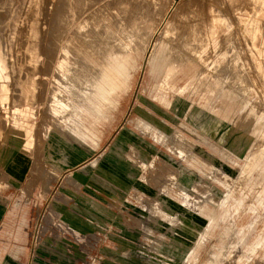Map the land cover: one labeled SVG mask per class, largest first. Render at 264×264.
<instances>
[{
    "label": "rangeland",
    "instance_id": "1",
    "mask_svg": "<svg viewBox=\"0 0 264 264\" xmlns=\"http://www.w3.org/2000/svg\"><path fill=\"white\" fill-rule=\"evenodd\" d=\"M54 1L0 0V243L7 252L22 253L16 264H264V0H179L178 9H187L179 27L223 11L227 18L214 17L213 24L223 21L229 40L221 46L213 43L208 66L199 63L192 69V85L169 78L170 70L178 68L175 54L166 58L170 63L157 80L139 59L130 87L101 119L91 110L59 108V97L52 93L56 87L80 107L77 95L52 82L48 59L53 53ZM137 1L124 6L149 9L150 0ZM172 2L155 0L154 13L164 14ZM198 2L207 12H200ZM124 14L119 23H124ZM213 35L216 41L218 33ZM143 99L165 111L166 116L159 115L168 122V134L188 120L195 133L180 129L192 138L191 145L140 135L133 118ZM250 105L257 106L255 115ZM73 127L76 133L69 131ZM130 147L139 150L141 159L134 158ZM96 154L102 155L93 167L116 157L126 160L132 167L129 178L112 180L95 168L79 169ZM67 174L73 183L70 176V183L65 180Z\"/></svg>",
    "mask_w": 264,
    "mask_h": 264
},
{
    "label": "bare ground",
    "instance_id": "2",
    "mask_svg": "<svg viewBox=\"0 0 264 264\" xmlns=\"http://www.w3.org/2000/svg\"><path fill=\"white\" fill-rule=\"evenodd\" d=\"M128 1L118 0V1H116L117 6L114 5V3H115L114 0H64V1H59V2H58V0H55L53 2L54 7H53V11L51 12L50 19H51V23L53 22V25H51V26H53L52 32H54V33L52 34V32L50 31L51 30L50 28H49L50 30L48 29L53 36V39H52V37L50 38V40H53V43H51L52 45H50L52 47L53 53L50 54V56H52V57L51 58L49 57V59H48V60H50V59L52 60V64L50 63L52 65L51 70H50L51 75H53L52 76V82H54L58 86L59 85L63 86L62 88H64L65 90H67L71 94H74L75 96L77 95V97L76 98L74 97V98L80 106L77 108L75 106V104L70 99L63 97V93L58 88H56V87L54 88V86H53V88H54L52 90L53 95H57L59 97L57 100V104L60 105V107L58 106L59 108H68L69 107L70 109L74 108L75 110H78V111L81 109L85 110V111L91 110L90 112H91V114H93V116L95 118H98V117L100 119L106 118L108 116L107 112H108L109 107L111 105H113L115 100L118 99L121 95H123V93L126 92L127 89L130 87L131 82H132V77H133L132 71L138 69L140 66L139 59L140 60L143 59V67L145 68V71H147V73L148 72L151 73L153 78L157 80L158 78H160L162 76L163 66L167 65V63H170V60H168L166 62V58H168V56H170L172 54L173 55L175 54L178 58V61H175L174 63L177 64L178 68H176V69L174 68L175 70L174 69L170 70V72L168 73L169 78L172 80L173 79H179V80L185 79V80H188L189 85H192V81L194 80V75L191 73V71L199 63L202 65L208 66L207 63L210 62V52L212 50L213 43L216 42L218 46H221L224 41L226 42V39H227V41L229 40L228 38L225 37L226 34L224 33V29H223V25H224L223 21L225 20V18H227L226 16H224L227 14L224 13V15H223V11H222V14L221 13L216 14L217 18L214 16L213 13H211L210 15L207 14V16L200 17V18L197 16L198 18L191 19L190 22L188 23L187 27L185 25V27H184L185 29H182L181 27H179L181 25V23L179 25V20L187 12V9L185 10L183 8V10L186 11L185 13L182 10H180L181 8L178 9V7L180 6V5L178 6L179 0H173L172 4L170 5V7L167 9V11L164 14H162L163 12L161 13V8H160L159 12L162 15H159V16H158V13L157 14L154 13L155 0H150V1L148 0L149 2L147 1L148 4H150V5H148V6H150L149 9H144L145 6H143V5L138 7V8L136 7L138 5H136V6L130 5V8H126V5L124 6V4L128 3ZM130 1L132 2V0H130ZM140 1H137V2L140 3ZM200 1L202 2V0H200ZM214 1H216V0H214ZM214 1H213V3H215ZM242 1H244V0H242ZM189 2H191V1H189ZM194 2H196V1H194ZM201 2L200 3L198 2L200 7L202 6V5H200ZM226 2H227V0H226ZM37 3H40V2H37ZM53 3H52V5H53ZM143 3H144V1H143ZM145 3H146V1H145ZM179 3H181V2H179ZM184 3L185 2H183V5H184ZM216 3H218V2H216ZM216 3H215V5H217ZM129 4H130V2H129ZM192 4H194V3L191 2V6H193ZM198 4H196V5H198ZM218 4L220 6V4H222V3L219 2ZM144 5H146V4H144ZM164 5H163L162 10H164V8H165ZM206 5H208V4L206 3ZM148 6H147V8H148ZM263 6H264V4H263ZM134 7H136L135 8L136 10L134 9V11H133L132 9ZM156 7H155V12H156ZM187 7H188V5H187ZM225 7H226V3H225ZM37 8H39V7H37ZM48 8H49V6H48ZM189 8L191 9V7H189ZM195 8H197V7H195ZM40 9H42V6ZM125 9H127V10L129 9L128 10L129 14L126 13V15L128 14L127 16H125V14H124ZM213 9H216V8H213ZM223 9L225 10V8H223ZM256 9H257V7H256ZM33 10L35 11V9H33ZM46 10L48 11L47 8H46ZM130 10L132 12H137V13H132V12L130 13ZM202 10L205 11L206 9L202 8L200 10V12ZM194 11H193V13H194ZM190 12H191V10L189 11V13ZM206 12H207V10H206ZM189 13H187V15ZM122 14H124V16H125L124 17L125 20H124L123 24H122V22L119 23L120 17L122 18V16H123ZM202 14H204V12ZM35 15L33 14L32 16H35ZM197 15H199V14H197ZM233 16H235V15H233ZM39 17H41V16L39 15ZM214 17L218 20L224 19L222 21L223 24L219 23L217 25H214L213 24ZM41 18H39V19H41ZM251 18H253V17H251ZM43 19H45V18H43ZM50 19H49V22H50ZM35 20H36V18H35ZM185 20H187V19H185ZM234 20H235V18H234ZM236 20H237V17H236ZM122 21H123V19H122ZM188 21H186V22H188ZM227 22H229V21H227ZM248 22H250V21H248ZM37 23L39 25L41 24L40 22H38V20H37ZM51 23H49V24H51ZM257 23H258V21H257ZM262 23H264V22H262ZM32 25H33V23H32ZM60 25L63 27L62 28L63 31L61 32V33H63V35L60 33V30H61ZM255 25H257V24H255ZM261 25L262 24H260V26ZM26 26H28V25H26ZM247 26H249V25H247ZM258 26H259V24H258ZM237 28H238V26H237ZM38 29L40 30V26L38 27ZM29 30H30V27H29ZM261 30H259V31H261ZM220 31H221V33H220ZM249 31L253 32L252 29ZM14 32L15 31H13V33ZM31 33H33V32H31ZM178 33H179V35H178ZM215 33L216 34L218 33V39H216V41L212 37V36H214L213 34H215ZM261 34L263 35L262 31H261ZM22 35H24V34H22ZM177 35H178V37H177ZM31 36H32V34H31ZM228 37L231 38L230 35ZM251 39H252V37H251ZM241 40H242V38H241ZM22 42H23V40H22ZM261 42H262V44H260V45L262 47V46H264V37L262 38ZM34 43H35V41H34ZM243 44H244V42H243ZM260 45H259V47H260ZM22 47H24V46H22ZM29 47H31V46H29ZM34 47L36 48V45ZM227 47L229 48V46H227ZM233 47H235V46L233 45ZM250 47H251V45H250ZM261 47L258 48L259 51H260ZM228 48L226 50L230 51V49H228ZM48 49H50V47ZM253 49L256 50L255 48H253ZM262 49H264V48H262ZM249 50H247V51H249ZM232 53H235V51ZM34 54H36V53H34ZM258 54H259V52H258ZM261 54L263 55V52ZM32 56H35V55H32ZM244 56H246V55H244ZM253 56H254V54H253ZM247 57H248V55L246 56V58ZM32 58H34V57H32ZM255 59H256V56H255ZM229 60H230V58H229ZM231 60H232V58H231ZM33 61H34V59H33ZM248 61H249V58H248ZM250 62H251V60H250ZM236 63H237V65L240 64V62L239 63L236 62ZM252 63H253V61H252ZM225 64H226V62L224 63V65ZM230 64H232L231 61H230ZM255 64H257V63H255ZM252 65L253 64H251L250 68L253 67V70H254V66H252ZM220 66H221V64H220ZM225 66H226L225 68H227V65H225ZM240 66H241V64H240ZM261 67L264 68V65H262ZM46 68H44V69H46ZM243 68L244 67H242V69ZM250 68H248V69H250ZM40 69H42V68H40ZM215 70H216V68H215ZM239 70H241V69H239ZM239 70L237 72H239ZM256 70L258 71V69H256ZM256 70H255L256 74L259 75ZM222 71L223 70H221V73H220V71L218 73L223 75L224 71L223 72ZM226 71L227 70H225V72ZM251 71H252V69H251ZM181 74H182V76H181ZM229 74L231 75V72ZM245 76H246V74H245ZM254 76H255V74H254ZM261 76H262V78H264V74L261 73ZM231 77H233V76H229V82H230ZM240 77L241 76H239V78ZM237 78H238V75H237ZM31 79H32V77H31ZM33 81H34V79H33ZM237 81H238V79H237ZM244 81H246L244 83V84H246L249 80L247 81L245 79ZM261 81H263V80L261 79ZM255 82L257 83V80ZM244 84H243V86H245ZM248 86H251V85H248ZM262 86L263 85L261 84V88H262ZM28 88H29V86H28ZM2 89H4V88H2ZM179 89H180V87H179ZM231 90H234V89L231 88ZM42 92H44L43 89H42ZM15 95H14V97H15ZM37 96H39V95H37ZM254 105L249 106V110H250L252 115L256 114L255 113V107H257V106H254ZM140 108L141 109L138 112L139 115H135V118H133L135 121V125L140 128L139 129L141 131L140 135H143V136L149 135L150 137L153 138L154 141H160L163 143H166L167 141H179L180 140V142L182 144L191 145L192 138L185 135V133L183 132V130H186L189 134L193 135L195 133V128H193L192 124L188 120H186L187 121L186 123L180 122L177 125H174L172 127V129H170V132L168 134V133H166V126H167L168 122L164 118H161L159 115V114H162V115L166 116V114L164 113L165 111L163 112V110L160 109V107L154 105L152 102H150L148 100L145 101L144 99H143V103L140 105ZM157 109H159V110H157ZM178 114L186 117V114L184 112H179V113L177 112V115ZM170 122H172V123L177 122V120L172 119ZM180 127L183 130H181ZM73 128L74 129L69 128V131L71 133H76L75 129L77 127H73ZM76 131H77V129H76ZM55 138L57 141H60V142L62 141L58 134L55 135ZM200 138L203 139L204 137L201 135ZM130 151H131V153L135 154V156H134L135 159H137V160L141 159V157H139V150L135 149V147H130ZM177 153L181 154L182 149L178 148ZM97 154L88 163H86V161H85V163L82 164L81 167L79 166V169H81V170L92 169L93 165H95L94 163H95V160L97 159V157L101 156L103 153L100 155H97ZM164 157L169 159L168 155H166ZM161 164H162V161H161ZM69 176L70 175H68L65 179L67 182H69L72 179L71 176H70L71 179H69L68 178ZM37 177H38V175H37ZM37 177H36V179H37ZM56 179H58V178H56ZM72 180L71 181L73 183L75 181V179H72ZM167 180H169V178ZM45 181H44V183H45ZM162 184H163V182H162ZM46 187L44 188V186H43V189L45 190ZM55 197H57V196H55ZM59 199H61V198H59ZM63 201H64V199H63ZM12 210H13V208H12ZM12 210H11V212H12ZM70 226L72 227V225H70ZM42 233H44V232H42Z\"/></svg>",
    "mask_w": 264,
    "mask_h": 264
},
{
    "label": "crops",
    "instance_id": "3",
    "mask_svg": "<svg viewBox=\"0 0 264 264\" xmlns=\"http://www.w3.org/2000/svg\"><path fill=\"white\" fill-rule=\"evenodd\" d=\"M128 160V159H127ZM25 163V161H22ZM93 168L96 169L100 174L102 173L103 176L109 179H123L127 180L129 178L130 165L126 163V160L120 157H116V159L111 160V162L107 161L106 163H99L98 166H94ZM68 175V174H67ZM128 176V178H126ZM114 178V179H113ZM66 179V178H65ZM122 187H126L124 183H121ZM6 244L0 243V264H16L14 260L21 259L22 253L19 251L7 252ZM14 254V255H13Z\"/></svg>",
    "mask_w": 264,
    "mask_h": 264
}]
</instances>
